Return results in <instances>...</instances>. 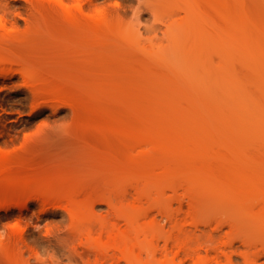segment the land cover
Returning <instances> with one entry per match:
<instances>
[{
  "label": "rangeland",
  "instance_id": "obj_1",
  "mask_svg": "<svg viewBox=\"0 0 264 264\" xmlns=\"http://www.w3.org/2000/svg\"><path fill=\"white\" fill-rule=\"evenodd\" d=\"M9 1L1 32L17 34L0 58L20 64L0 75V164L14 158L0 194L16 180L40 186L0 200L12 205L0 212V264H99L80 252L127 233L133 207L141 244H156L157 260L144 247L140 264H163L178 243L195 253L173 264H264V0H198L178 30L167 24L185 16L182 0ZM30 69L44 79L38 95ZM151 130L161 142L141 146ZM72 204L94 209L91 236Z\"/></svg>",
  "mask_w": 264,
  "mask_h": 264
},
{
  "label": "bare ground",
  "instance_id": "obj_2",
  "mask_svg": "<svg viewBox=\"0 0 264 264\" xmlns=\"http://www.w3.org/2000/svg\"><path fill=\"white\" fill-rule=\"evenodd\" d=\"M26 1V5H25V7L26 8H28L27 6H31L32 5V7L36 4V2H37V0H25ZM36 1V2H35ZM45 1V0H44ZM44 1H42V3H44ZM51 3H52V1L51 0H49ZM48 1V2H49ZM184 3H185V6L183 7V12L185 13V16L184 17H181V19L179 20V19H172V21L171 22H169L168 24H167V27H168V29H172V28H175L176 27V29L178 30V29H180V27L181 28H183V27H185L184 25H186L187 26V24L189 23V21H190V15H193L195 18L197 17V13H198V0H182ZM45 2H47V0L45 1ZM48 2L47 3H44V5L45 4H48ZM59 2L61 3V6L62 5H64V3H62V1L61 0H59ZM25 3V2H24ZM23 3V4H24ZM55 3H56V1H55ZM54 3V4H55ZM53 4V5H54ZM52 5V6H53ZM56 5V7H57V3L55 4ZM59 5V4H58ZM50 6H51V4H50ZM13 7V4H11V2L9 1V0H0V14H1V12H4V15L3 16H0V41L1 40H13V38L16 36V31L15 30H9V31H4V32H1V27H5V24L9 21V19H8V17H7V15H9V13H8V9H11ZM22 7H23V5H22ZM24 7V8H25ZM46 7H49V5H46ZM55 7V6H54ZM55 7V8H56ZM60 7V6H59ZM62 7H64V6H62ZM79 7H80V9L82 8V5L81 4H79ZM53 8V7H52ZM66 8V7H65ZM59 9V8H58ZM53 10V9H52ZM55 10H57V9H55ZM66 10H69V14H71L70 16L71 17H74V15H75V13L73 12L72 13V11H71V9H66ZM71 11V12H70ZM28 13V12H27ZM20 14H22V13H20ZM74 14V15H73ZM180 13L179 12H175V13H173L172 14V18L174 17V16H177V15H179ZM12 15V14H11ZM75 17H76V15H75ZM13 19V18H12ZM34 19V18H33ZM28 20V19H27ZM26 20V21H27ZM13 21H14V19H13ZM215 23H216V20L215 19H213L212 20V25H215ZM171 33L174 35V31H169L168 32V34H170L171 35ZM19 35V34H18ZM172 35V36H173ZM18 37V36H17ZM15 39V38H14ZM7 59V60H6ZM0 58V75L2 74V76H4V77H11L12 75H14V72H15V68L14 69H10V67H15V63H14V61L16 62L17 60H14V59H12L11 60V58ZM9 59V60H8ZM19 61V60H18ZM5 63H7V65H8V63L10 64V66L8 67V69L4 66V64ZM16 63H18V62H16ZM14 66H13V65ZM18 64H20V62L18 63ZM17 64V65H18ZM4 69L6 70L7 69V71H4ZM34 70V69H33ZM32 69H30V71L29 72H27L26 74H27V76H26V79L25 80H27L26 81V87L27 86H29L30 87V90H31V88H32V91H34L33 93L35 94V93H37L36 95H38L39 94V92L41 91V89H45L46 90V88L44 87V88H42V86H43V78L40 76L39 77V75H38V73H37V71L36 70H34L33 71ZM37 73V74H36ZM38 76V77H37ZM41 78V79H40ZM39 80H41L40 82H39ZM34 83H33V82ZM38 82V84L39 85H37L38 87H33L32 85H34V86H36L35 84H37V83H35V82ZM31 83H33V84H31ZM40 83H42V84H40ZM42 85V86H41ZM41 86V87H40ZM38 90H37V89ZM40 90V91H39ZM39 91V92H38ZM42 92V91H41ZM46 92V91H45ZM41 96V95H40ZM38 97V96H37ZM73 104H71V105H69L70 107H72L73 109H74V105L72 106ZM152 132V130L149 132V134ZM154 132H155V134H154ZM156 133L158 134V135H156ZM26 134V133H25ZM24 134V137H26V139H27V135H25ZM156 135V136H154V135ZM151 135H153V136H151ZM31 135H28V137H30ZM157 136H159V137H157ZM155 137V138H154ZM160 137H162V133H158V132H156V131H154L153 130V132L150 134V136L149 135H145L144 136V138H139V139H141V141L139 140V142H141V143H143V144H141V146L142 145H149V144H151V142H152V144H154V145H157L158 143H160L161 142V138ZM158 138V139H157ZM30 139V138H29ZM146 139V140H145ZM159 139H160V141H159ZM153 140V141H152ZM157 140V141H156ZM29 141V140H28ZM142 141H144V142H142ZM151 141V142H150ZM24 142H25V139H24ZM148 142V143H147ZM150 142V143H149ZM154 142V143H153ZM157 142V143H156ZM26 143V142H25ZM137 145H138V140H137ZM135 143V144H136ZM147 143V144H146ZM156 143V144H155ZM3 159H2V161L1 162H4L3 164L1 163L0 164V166H1V169L2 170H7L6 172H8V173H10V170L12 171L13 170V163H11L12 161H13V157H12V155L11 154H6L4 157H2ZM6 163V164H5ZM9 163H11L10 165L12 166H9ZM7 166V167H5V166ZM2 167H4V168H2ZM10 167V168H9ZM9 169V170H8ZM6 172H4V173H6ZM134 179H132V181H133ZM134 182V181H133ZM132 182V183H133ZM18 182H17V180H16V182L14 181L12 184H13V186H14V188H16L17 186V188H20L21 186L19 185V184H21L22 185V183H19V184H17ZM27 183V182H26ZM26 183L24 184L25 185V187L23 186V188H25L27 191L29 190H31L32 188L33 189H36V191L38 190V186H40V185H38L37 187H36V185L37 184H34V183H32V182H30L29 181V183H31L32 185H26ZM28 183V184H29ZM130 183H131V181H130ZM129 183V181L127 182V184H130ZM132 183L130 184V186H132L133 188H135L134 186H135V182L133 183L134 184V186L132 185ZM33 184L35 185V186H33ZM125 184V183H124ZM123 184V185H124ZM127 184H125V185H127ZM137 186V185H136ZM13 187L11 188V189H9V190H12V189H14ZM123 188H125L126 189V186L125 187H123ZM122 188V189H123ZM139 188V187H138ZM137 187H136V189L138 190V192H137V194L140 192L139 191V189L141 190V188H139L138 189ZM40 189H41V187H40ZM125 189L122 191L121 189V191H122V193L125 191ZM135 189V190H136ZM8 190V191H9ZM8 191H5L4 193H1L0 194V200H3V201H5L6 200V198H7V196H8V194L10 193V191H9V193H7ZM13 191V190H12ZM119 192V191H118ZM163 192H165V191H163ZM163 192H161V194L163 193ZM45 193V192H44ZM47 193L49 194V192L47 191ZM47 193L45 194L46 196H48L47 195ZM121 194V193H120ZM166 193H164V195H165ZM44 194L43 195H41L40 194V196H38L37 198H45L46 196H45ZM52 194L50 193L49 194V196H51ZM139 195L140 194H138L136 197H135V200H139L140 199V197H139ZM45 196V197H44ZM114 196H115V194H114ZM114 196L112 197V196H110V197H108L109 198V200L110 199H112V200H110L111 202L114 200L113 198H114ZM112 197V198H111ZM179 202V204H178V209L179 210H183V207H184V202H183V200L181 199L180 201H178ZM74 204V203H73ZM72 204V206H74V207H69L68 208V213L71 215V218H73V219H75L74 221H75V225H78V226H76L78 229H85L86 231H87V234H88V236H91L92 235V233H93V231H94V228H93V226L91 225V223H89L88 222V218H87V216L88 215H91V214H93L92 213V211L94 210V209H92L91 210V212H89V214L87 215L86 214V212H85V214H81V211H80V208H81V210L83 209L80 205H79V209L77 208V207H75V206H78V204H75V205H73ZM109 204V203H108ZM113 205H112V208H113V206L115 205L114 203H112ZM11 204H9V203H5V204H2V205H0V212L1 211H8V210H10L11 209ZM25 206V204L24 205H22V207H24ZM94 205L92 204L91 205V208L93 207ZM110 206H111V203H110ZM169 206V205H168ZM21 207V206H20ZM110 208V207H109ZM114 208H116V205H115V207ZM163 208V207H162ZM172 208V209H171ZM111 209V208H110ZM80 212V213H79ZM129 213V212H128ZM160 215H159V217L157 216V217H154V219H153V222H155V224L154 225H156V226H154L155 228L157 227L158 228V224L157 223H160V225H159V227L161 226V227H164V226H162L161 224H162V222L165 220V219H172L173 217V207H172V205L170 204V207H164V209H161V211H160V213H159ZM127 216H128V214H127ZM146 216H149V214L147 213L146 214ZM129 219V220H128ZM128 221H129V223L128 224H130L128 227H129V229L126 231L127 233H125L124 234V232H123V235H122V233L120 234V233H116V234H119V235H117V236H110L108 239H106V240H103V238L102 237H99L98 239H96V240H94V241H91V243H90V241L88 242V243H90L89 245H88V248L90 249V248H92V251H91V249L90 250H87V249H85V248H83L82 250L83 251H79V250H77V249H75V252L77 253V255H78V252H80V259H83V258H85V257H89L91 254H95V256H96V259H97V262L99 263V264H106V263H109L110 262V264H121V261H123V260H125L126 262H127V264H140V262H141V260H142V252H143V250L144 249H146L145 251H144V253H146L147 254V257L148 258H150L148 261L149 262H154V261H156L157 259V255H156V244H155V242H154V240H146V242H144V245L143 244H141V240H140V230H141V227L139 226L140 224H139V215H138V213H137V209H136V207H133V209H132V211H131V213H130V215L128 216ZM197 228L199 227V226H196ZM147 228V227H146ZM151 228H153V227H151ZM180 229L182 230V229H184L183 227H180ZM200 230H202V229H200ZM125 241V242H124ZM168 241L169 240H167L166 241V245H165V251L167 252L168 251ZM87 243V244H88ZM143 245V246H142ZM178 248H180V249H178L179 251L177 252V254L175 255V256H173L172 257V259L169 257L168 258V254H169V252L166 254V256L164 255V263L163 264H173V263H176V259L179 257V254H180V252H187V251H184L185 249H186V245H184V244H182V243H178ZM142 246V247H141ZM145 247V248H144ZM144 248V249H143ZM143 249V250H142ZM77 250V251H76ZM142 250V251H141ZM189 250V249H188ZM192 252H194V251H192ZM192 252H191V250H189L188 252H187V254L188 255H194V253L192 254ZM73 253V252H72ZM70 254V260H74V263L75 262H79L80 261V259L77 257V259L75 258L74 259V254ZM148 254H149V256H148ZM72 255V256H71ZM74 255V256H73ZM76 257V256H75ZM153 258V259H152ZM166 258V259H165ZM79 259V260H78ZM76 260V261H75ZM230 261H231V258H230ZM250 261V260H249ZM162 263V262H161ZM160 263V264H161ZM178 264H183V260L181 259V261L180 262H177ZM143 264V263H142Z\"/></svg>",
  "mask_w": 264,
  "mask_h": 264
}]
</instances>
